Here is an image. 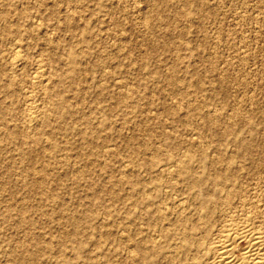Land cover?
<instances>
[{
  "label": "rangeland",
  "instance_id": "1",
  "mask_svg": "<svg viewBox=\"0 0 264 264\" xmlns=\"http://www.w3.org/2000/svg\"><path fill=\"white\" fill-rule=\"evenodd\" d=\"M15 39L28 58L23 94L5 89ZM40 57L58 83L37 143L20 113ZM0 89V264H130L135 241L151 260L134 264H180L153 239L176 225L155 220L158 205L187 200V184L153 170L189 156L211 176L219 152L223 167L240 150L235 139L264 158V0H0Z\"/></svg>",
  "mask_w": 264,
  "mask_h": 264
},
{
  "label": "bare ground",
  "instance_id": "2",
  "mask_svg": "<svg viewBox=\"0 0 264 264\" xmlns=\"http://www.w3.org/2000/svg\"><path fill=\"white\" fill-rule=\"evenodd\" d=\"M70 5L72 6V4ZM71 13L68 17H71ZM40 25L34 24L33 28H38L40 31L42 30ZM45 28L47 27L45 26ZM46 41L49 45L48 43L51 44L54 40L47 36ZM12 45L9 58L5 59L9 73V81L7 84L5 83V89L10 90L17 86L23 94V87L16 80L18 76L25 73L28 58L23 54L24 45L20 40H16ZM98 54L102 56V50ZM43 59L46 61L42 57L36 60L35 69L29 78L33 90L26 96V93L23 95L27 108L20 113L22 128L26 136L36 137L35 142L37 143H41L40 137L43 132L41 133L40 128L51 121L50 108L55 105L53 93L58 83L50 75V70L46 64L48 62L45 63ZM103 73L102 76L107 81V71ZM106 81H104L105 84ZM103 122L105 125L109 124L108 119H104ZM85 136L86 139H90L89 136ZM236 141L239 142L240 150H237L236 153L233 152L231 157L223 163V167L220 166L225 155L223 152H219L218 156L210 162V165L215 169V173L211 176L204 177L200 171L196 172L192 168V159L189 156L186 160L175 158L166 163L158 164L157 168L153 170L156 172L159 182H169L170 179L176 178L177 186L182 183L187 184V200L176 198L173 201V210H166L163 206L158 205L160 212L155 220L165 222L173 216L176 223V225L173 224L174 227L166 226L156 231L155 238L152 237L155 242L160 240L156 249L159 250V253L164 254V257L176 256L181 259L180 264H264V158L256 160L255 155L251 153L253 151L252 142L235 139L234 142ZM111 150L112 148L107 146L103 150L104 155H111ZM238 157L244 158V160L235 162L234 159ZM205 166L204 163H200V167ZM246 166H251L254 173L249 178L250 183L248 185L238 180L239 177H242ZM128 167V164L124 166L125 169ZM256 171H258L257 175ZM126 172L129 174L132 169L126 170ZM158 186L162 185L158 183L154 185L155 188ZM142 191L147 193V188H142ZM192 199L195 201L199 199V202L188 204V200L190 202ZM129 219L135 222L137 217L130 215ZM163 240L167 244L161 246ZM128 253L130 264H134L138 260H142L144 263L151 260L150 253L144 247L143 241H135L134 245L128 248ZM13 256L15 255L12 252ZM22 263L32 264L27 258H23Z\"/></svg>",
  "mask_w": 264,
  "mask_h": 264
}]
</instances>
